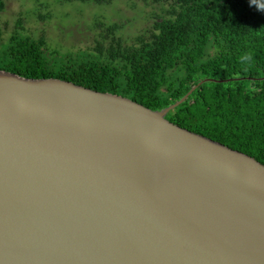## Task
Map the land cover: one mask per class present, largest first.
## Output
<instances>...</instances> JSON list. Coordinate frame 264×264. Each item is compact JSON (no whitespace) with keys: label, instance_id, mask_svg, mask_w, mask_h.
<instances>
[{"label":"water","instance_id":"obj_1","mask_svg":"<svg viewBox=\"0 0 264 264\" xmlns=\"http://www.w3.org/2000/svg\"><path fill=\"white\" fill-rule=\"evenodd\" d=\"M195 87L154 110L0 69V264H264V164L166 118Z\"/></svg>","mask_w":264,"mask_h":264},{"label":"trees","instance_id":"obj_2","mask_svg":"<svg viewBox=\"0 0 264 264\" xmlns=\"http://www.w3.org/2000/svg\"><path fill=\"white\" fill-rule=\"evenodd\" d=\"M150 2L158 10L149 12L147 29L129 40L120 23L97 20L93 46L76 52L62 54L17 26L8 37L0 29V69L71 81L154 110L196 86L166 118L264 164V0Z\"/></svg>","mask_w":264,"mask_h":264},{"label":"rangeland","instance_id":"obj_3","mask_svg":"<svg viewBox=\"0 0 264 264\" xmlns=\"http://www.w3.org/2000/svg\"><path fill=\"white\" fill-rule=\"evenodd\" d=\"M147 3L113 0L99 5L77 0H7L0 13V29L8 37L17 26L24 34L44 36L49 48L62 54L76 52L93 46L100 32L94 25L97 20L120 23L121 33L129 40L147 29L152 20L148 19L149 12L158 10L150 0Z\"/></svg>","mask_w":264,"mask_h":264}]
</instances>
